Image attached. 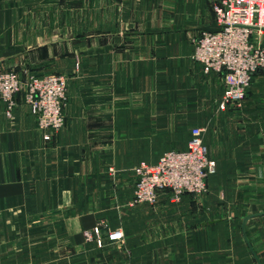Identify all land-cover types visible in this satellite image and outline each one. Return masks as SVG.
<instances>
[{"label": "crops", "instance_id": "0c3cea01", "mask_svg": "<svg viewBox=\"0 0 264 264\" xmlns=\"http://www.w3.org/2000/svg\"><path fill=\"white\" fill-rule=\"evenodd\" d=\"M103 2L90 34L82 1L0 0V69L67 81L64 124L49 140L21 92L10 116L0 101V264H229L227 225L182 221L165 195L133 202V168L185 150L193 128L204 143V118L221 101V74L191 59L209 2ZM243 103L264 150V71ZM98 225L101 246L84 238ZM115 230L122 240L108 241Z\"/></svg>", "mask_w": 264, "mask_h": 264}, {"label": "built area", "instance_id": "2783aa9c", "mask_svg": "<svg viewBox=\"0 0 264 264\" xmlns=\"http://www.w3.org/2000/svg\"><path fill=\"white\" fill-rule=\"evenodd\" d=\"M217 32H202L194 40L193 61L205 72L221 74L223 93L219 109L239 105L245 98L252 77L264 71V0H208ZM23 94L36 119L37 129L49 140L64 124L67 104V81L62 75L34 74L21 77L13 71H0V101L10 116L15 97ZM201 128H193L183 151H166L154 165L140 163L133 168L135 177L133 202L155 205L161 195L169 203H177L184 194L200 195L206 181L215 172V162L208 157ZM87 241L102 245L99 225L84 233ZM123 238L120 230L110 231L108 241Z\"/></svg>", "mask_w": 264, "mask_h": 264}, {"label": "rangeland", "instance_id": "374dc122", "mask_svg": "<svg viewBox=\"0 0 264 264\" xmlns=\"http://www.w3.org/2000/svg\"><path fill=\"white\" fill-rule=\"evenodd\" d=\"M80 1L83 2L86 32L92 34L93 22L89 17L96 0ZM103 1L107 0H100L102 6L105 3ZM46 8L45 5H39L36 11L40 13L39 10ZM70 8V14L76 12ZM104 9L107 8L103 6L102 13L107 14V10L103 12ZM0 71H13L23 77L30 73L12 67ZM49 74L59 75L56 71H49ZM243 102L225 110H220L218 104L213 105L204 118V143L208 157L215 162V172L207 179L205 192L200 195L185 194L184 201L180 199L177 203L166 204L172 212L179 204L182 221L190 224L217 221V225H227L228 230H224L223 234L228 233L229 264H256L244 243L240 226L244 217L264 212V164H258L259 157H264V150L258 149V126L242 118ZM244 231L260 263L264 264V216L249 219Z\"/></svg>", "mask_w": 264, "mask_h": 264}, {"label": "water", "instance_id": "95a60500", "mask_svg": "<svg viewBox=\"0 0 264 264\" xmlns=\"http://www.w3.org/2000/svg\"><path fill=\"white\" fill-rule=\"evenodd\" d=\"M211 19H212V22H211V25L209 27H207L205 29L206 32H217L219 30V28H217L216 26V23H215V20H214V15L213 13L211 12ZM259 216H264V212L263 213H258V214H254V215H249V216H246L242 219V225H241V233H242V236H243V239L249 249V251L251 252L253 258L255 259L256 263L257 264H261L259 259L257 258L256 254L254 253L251 245L249 244L247 238H246V234H245V231H244V227H245V224L246 222L249 220V219H252V218H255V217H259Z\"/></svg>", "mask_w": 264, "mask_h": 264}, {"label": "trees", "instance_id": "16d2710c", "mask_svg": "<svg viewBox=\"0 0 264 264\" xmlns=\"http://www.w3.org/2000/svg\"><path fill=\"white\" fill-rule=\"evenodd\" d=\"M211 176H212V175H210L209 177H211ZM209 177H208V178H209ZM208 178H207V179H208ZM184 195H185V194H184Z\"/></svg>", "mask_w": 264, "mask_h": 264}]
</instances>
